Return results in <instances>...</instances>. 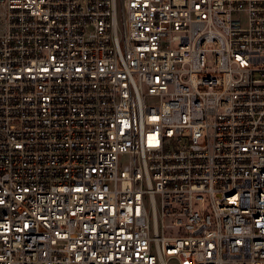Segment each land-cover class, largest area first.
<instances>
[{
    "label": "built area",
    "instance_id": "1",
    "mask_svg": "<svg viewBox=\"0 0 264 264\" xmlns=\"http://www.w3.org/2000/svg\"><path fill=\"white\" fill-rule=\"evenodd\" d=\"M0 8V264H264V0Z\"/></svg>",
    "mask_w": 264,
    "mask_h": 264
},
{
    "label": "rangeland",
    "instance_id": "2",
    "mask_svg": "<svg viewBox=\"0 0 264 264\" xmlns=\"http://www.w3.org/2000/svg\"><path fill=\"white\" fill-rule=\"evenodd\" d=\"M2 9L0 8V11H1ZM127 160H128V158H122L121 160H120V163H125V162H127ZM168 264H177V262H176V260H174V259H171V260H169V263Z\"/></svg>",
    "mask_w": 264,
    "mask_h": 264
}]
</instances>
